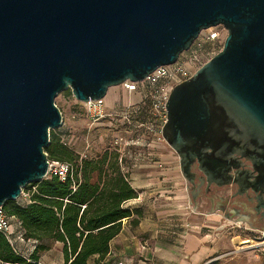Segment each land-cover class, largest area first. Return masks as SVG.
Returning <instances> with one entry per match:
<instances>
[{"label": "water", "instance_id": "water-1", "mask_svg": "<svg viewBox=\"0 0 264 264\" xmlns=\"http://www.w3.org/2000/svg\"><path fill=\"white\" fill-rule=\"evenodd\" d=\"M218 25L223 48L166 103L163 137L197 187L225 185L236 155L264 151V0H0V206L48 175L61 91L105 98Z\"/></svg>", "mask_w": 264, "mask_h": 264}, {"label": "trees", "instance_id": "trees-1", "mask_svg": "<svg viewBox=\"0 0 264 264\" xmlns=\"http://www.w3.org/2000/svg\"><path fill=\"white\" fill-rule=\"evenodd\" d=\"M64 96H72L71 90H64ZM67 138L52 129L45 152L52 163L70 162L73 173L65 180L47 175L31 182L24 188L30 192L28 202L7 200L3 205L19 222L14 237L20 233L33 246L25 251L18 239L12 242L0 232V264H42L47 240L63 243L65 264H107L111 241L124 220L137 226L144 217L142 207L128 204L139 191L123 169L129 160L122 150L114 147L101 157L81 158Z\"/></svg>", "mask_w": 264, "mask_h": 264}, {"label": "built area", "instance_id": "built-area-1", "mask_svg": "<svg viewBox=\"0 0 264 264\" xmlns=\"http://www.w3.org/2000/svg\"><path fill=\"white\" fill-rule=\"evenodd\" d=\"M203 31L205 33H201L175 63L157 67L140 81L127 80L117 86L121 88L122 95L112 106H108L106 98L80 102L82 113L90 126H100L104 121L114 124L112 128L117 131L114 144L119 148L123 145L127 147L128 152L122 154L129 160V164L123 167L126 172L140 162L154 164L160 169L165 167V163L152 149H157L162 141H166L163 137V128L168 120L166 103L175 86L192 78L199 68L223 48L227 37V29L223 25ZM124 92L138 95L139 100L125 102L122 97ZM66 140L67 144L72 145L69 138ZM72 173L73 165L70 162H49L48 175L65 180ZM16 200L21 203L28 202L30 192L23 189ZM18 226L19 222L0 206V232L12 242L16 239L24 241L20 233L14 237ZM231 228L234 238L249 236L252 239L248 245L239 244L237 250L254 248L264 252V229L240 223H234Z\"/></svg>", "mask_w": 264, "mask_h": 264}, {"label": "rangeland", "instance_id": "rangeland-1", "mask_svg": "<svg viewBox=\"0 0 264 264\" xmlns=\"http://www.w3.org/2000/svg\"><path fill=\"white\" fill-rule=\"evenodd\" d=\"M201 33H205L202 31ZM109 96L106 98V101L108 103H113L116 99H118V91L119 88L116 86L113 89H109ZM123 100L125 102H130L134 100H139L138 95H132L129 92L123 93ZM109 99H111L109 101ZM55 102L57 106L59 107L62 116L63 121L61 126H59L58 132H60L61 136H68L69 140L72 143V147L74 148L75 152L80 155V157L84 158H97L101 157L105 152L109 151V149H112L114 147H117L114 144L115 137L117 136V131L113 130V123H109V121H104L100 123V126H90V123L86 120L82 113L81 104L77 99L72 95L69 97L64 96V91H61L55 98ZM122 152L126 154L127 147L123 145L121 148ZM166 151H175L168 145L166 141H162L159 149H152L155 153H159L161 150ZM113 150V149H112ZM150 150V148H149ZM146 151H148L146 149ZM176 154V153H175ZM86 156V157H85ZM177 164V163H176ZM136 176L139 177V180H132L134 183V187H138L139 185H142V182H145L147 180L143 179V176L152 177L154 176L152 174L153 169H139L134 170ZM179 177L177 180H182V192H184L183 197L177 201V203L173 206L174 211L169 213V211L161 212L159 213L162 221V231L157 236L156 240L158 241H165V237H169L170 235L165 233V222L174 220V224L177 222L183 223L184 225H187L189 227L193 226H201L202 233H207V230H210V226H216L218 224H221L220 227H223L221 230H225V232H222L221 235L216 237V239H212L211 243L217 242L220 240V237L225 239V243L223 244L220 252L216 255H211L208 257H205L202 261L199 262V264H264V252L260 250H256L254 248H244L237 250V246L233 243L230 244L228 238H231V232H232V225L234 223H240L242 225H246L248 227H252L246 222L243 221H237V220H229L230 218H227L222 210H215L211 211V207L209 204V200L206 197L200 198L198 200V206L195 208V204L192 201L190 189L187 190V180L182 175V172L179 171ZM141 177V178H140ZM130 179V177H129ZM130 180V181H131ZM137 190L141 193L140 187L137 188ZM159 200V194L155 195H142L141 201L147 202L149 205V208H151V211H158L159 209H164L165 206L169 205H160L158 204ZM130 205V204H129ZM132 206H134L131 203ZM180 206V208H179ZM176 207V208H175ZM213 213V217H210V214ZM16 227V226H15ZM254 228V227H252ZM257 229V228H256ZM206 230V231H205ZM233 234V233H232ZM126 236H128V239L132 238V232L130 230L127 231ZM143 237V236H142ZM171 237V236H170ZM245 237V236H244ZM142 239V238H141ZM151 239V236L148 235L146 237H143L142 242L145 245L146 248L150 247L149 245L152 244L149 241ZM174 241V239H171ZM171 244L179 246V242L174 241L170 242ZM46 244L49 246V240L46 241ZM33 244L31 242L27 241H21V247L25 251H28L32 248ZM42 255V264H64L65 260L61 252L60 245L54 244V246L46 251L41 252ZM148 256L146 254H142L140 256V259L146 262V264H150L149 261H147ZM91 264H93V261H90Z\"/></svg>", "mask_w": 264, "mask_h": 264}, {"label": "crops", "instance_id": "crops-1", "mask_svg": "<svg viewBox=\"0 0 264 264\" xmlns=\"http://www.w3.org/2000/svg\"><path fill=\"white\" fill-rule=\"evenodd\" d=\"M115 88V87H114ZM118 91V99L113 103H108V106H112L117 100H119L122 95L121 88ZM111 92V91H109ZM111 99H109L110 101ZM161 144H159L158 149ZM176 153V152H175ZM166 150H161L159 153H156L160 160L165 163V167L160 169L154 164L148 162H140L137 165L133 166L129 170L130 180H139L134 172V170L139 169H153L152 174L154 176L147 177L143 176V179L147 180L142 182V185L138 187L141 190L137 198L131 200L128 204L131 203L134 206L142 207L144 212V217L137 226H132L131 219L124 220L123 229L121 233L111 241L110 253L106 259L107 264H146L143 260L140 259L142 254L148 256L147 261L150 264H199L205 257L216 255L220 252L223 244L226 242L225 239L220 237V240L217 242L211 243L212 239L225 232L221 230L223 227H220L221 224L216 226H210V230H207V233H202L201 226H191L188 228L187 225L177 222L174 224V220L165 222V233L169 234V237H165V241H157L156 238L162 231V221L161 212L171 213L174 211V205L179 199L183 197L184 192H182V180H177L179 177L180 163L179 156L176 153ZM177 163V164H176ZM141 178V177H140ZM134 186V183L132 182ZM190 189V184L187 182V190ZM159 194L158 204L160 205H169L165 206L164 209H159L158 211H151L149 204L147 202L141 201L142 195H155ZM191 194V192H190ZM192 198V196H191ZM195 204V208L198 206ZM212 209V206H210ZM176 208V207H175ZM180 208V206H179ZM213 211V210H211ZM224 213V212H223ZM213 213L210 214V217H213ZM225 215V214H224ZM215 216V215H214ZM264 229V228H263ZM132 232V238L128 239L126 236L127 231ZM206 231V230H205ZM150 235L152 244L150 247L146 248L142 242L143 237ZM143 236V237H142ZM142 238V239H141ZM174 241L179 242V246L171 244L170 242ZM230 244H235L238 246L248 245L252 242V239L249 236H243L241 238H234L231 232V238H228ZM54 244L60 245L61 252L63 253V243L59 241H49V251L54 246ZM65 260V259H64ZM65 264V263H64Z\"/></svg>", "mask_w": 264, "mask_h": 264}, {"label": "flooded vegetation", "instance_id": "flooded-vegetation-1", "mask_svg": "<svg viewBox=\"0 0 264 264\" xmlns=\"http://www.w3.org/2000/svg\"><path fill=\"white\" fill-rule=\"evenodd\" d=\"M235 163L227 171L226 184L213 183L197 187L190 184L193 201L206 197L212 210H222L229 220L243 221L250 226L264 228V151H248L236 155ZM195 181L203 174L194 167Z\"/></svg>", "mask_w": 264, "mask_h": 264}, {"label": "bare ground", "instance_id": "bare-ground-1", "mask_svg": "<svg viewBox=\"0 0 264 264\" xmlns=\"http://www.w3.org/2000/svg\"><path fill=\"white\" fill-rule=\"evenodd\" d=\"M114 87H111L110 89H113ZM109 96V90L107 92L106 98Z\"/></svg>", "mask_w": 264, "mask_h": 264}]
</instances>
